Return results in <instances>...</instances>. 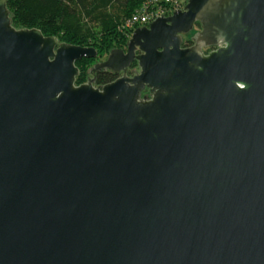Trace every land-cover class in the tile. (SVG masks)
Instances as JSON below:
<instances>
[{
    "label": "water",
    "instance_id": "1",
    "mask_svg": "<svg viewBox=\"0 0 264 264\" xmlns=\"http://www.w3.org/2000/svg\"><path fill=\"white\" fill-rule=\"evenodd\" d=\"M161 15L94 86L0 0V264H264V0Z\"/></svg>",
    "mask_w": 264,
    "mask_h": 264
},
{
    "label": "trees",
    "instance_id": "2",
    "mask_svg": "<svg viewBox=\"0 0 264 264\" xmlns=\"http://www.w3.org/2000/svg\"><path fill=\"white\" fill-rule=\"evenodd\" d=\"M147 1L7 0V8L15 28H37L45 36H56L60 42L93 46L98 57L126 44L129 32L121 28V24ZM94 59L81 58L75 61L79 70L76 84L85 81L88 67ZM130 66L135 67L136 62ZM95 76L97 83L104 84L114 80L117 74L100 71Z\"/></svg>",
    "mask_w": 264,
    "mask_h": 264
},
{
    "label": "built area",
    "instance_id": "3",
    "mask_svg": "<svg viewBox=\"0 0 264 264\" xmlns=\"http://www.w3.org/2000/svg\"><path fill=\"white\" fill-rule=\"evenodd\" d=\"M174 0H149L145 2L139 9L134 11L121 24V28L128 30L129 37L136 27L146 26L155 17L170 15L177 7H167Z\"/></svg>",
    "mask_w": 264,
    "mask_h": 264
},
{
    "label": "rangeland",
    "instance_id": "4",
    "mask_svg": "<svg viewBox=\"0 0 264 264\" xmlns=\"http://www.w3.org/2000/svg\"><path fill=\"white\" fill-rule=\"evenodd\" d=\"M186 1L187 0H174V2L172 4H169L167 7H177V8H183V6L186 4ZM198 28L195 26V28H193L192 31H190L189 33L187 34H184L182 35V45H190L192 43V40H191V35L197 30ZM127 42V41H126ZM123 50H125L126 48V44L121 47ZM108 53H105L101 56H98V57H95L94 61H92L90 63L89 66H93L94 63H96L97 61H100V60H103L106 56H107ZM88 67V66H87ZM89 68V67H88ZM130 69L131 70H138V67L135 66V67H129L128 70ZM129 75V71L127 73ZM88 75V74H87Z\"/></svg>",
    "mask_w": 264,
    "mask_h": 264
},
{
    "label": "flooded vegetation",
    "instance_id": "5",
    "mask_svg": "<svg viewBox=\"0 0 264 264\" xmlns=\"http://www.w3.org/2000/svg\"><path fill=\"white\" fill-rule=\"evenodd\" d=\"M184 46H187V45H184ZM136 52H138V51H136ZM105 58H106V57H105ZM105 58H104V59H105ZM104 59H103V60H104ZM103 60H100V62L103 61ZM133 62H135V61H133ZM94 65H95V63H94ZM94 65H93V66H94ZM130 65H131V64H130ZM130 65H129V67H130ZM93 66L88 70V75H87L85 81H87V79H89V78H92V79H93L92 84H93L94 86H100V85H103V84H99V83L96 82V76H95V74H96L97 72H100V71H110V72L116 73V74H117V77H118L119 75L122 74L121 72H115V71H111V70H109V69H105V68H101V69L96 70V69L93 68ZM136 66H137V65H136ZM129 67H128V68H129ZM128 68H127V70H126V73H128V71H129V75H132L133 72L135 71V69L130 71V69L128 70ZM85 81H83V82H85ZM104 84H105V83H104Z\"/></svg>",
    "mask_w": 264,
    "mask_h": 264
},
{
    "label": "clouds",
    "instance_id": "6",
    "mask_svg": "<svg viewBox=\"0 0 264 264\" xmlns=\"http://www.w3.org/2000/svg\"><path fill=\"white\" fill-rule=\"evenodd\" d=\"M224 46H226V45H224ZM240 87H241V88H243V87H244V85H243V84H241V85H240Z\"/></svg>",
    "mask_w": 264,
    "mask_h": 264
}]
</instances>
